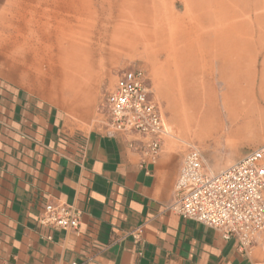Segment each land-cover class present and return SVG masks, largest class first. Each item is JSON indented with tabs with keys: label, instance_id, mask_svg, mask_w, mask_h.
<instances>
[{
	"label": "crops",
	"instance_id": "0c3cea01",
	"mask_svg": "<svg viewBox=\"0 0 264 264\" xmlns=\"http://www.w3.org/2000/svg\"><path fill=\"white\" fill-rule=\"evenodd\" d=\"M258 1L0 0V264H264V231L244 253L170 209L179 146L166 138L153 162L129 146L137 137L102 135L97 113L84 110L80 97L95 82L89 73L115 65L112 50L130 48L151 50L161 100L183 98V69L191 65L202 84L213 79L221 88L222 100L219 68L227 57L208 37L245 23L256 37L264 16ZM255 67L251 104L264 112V48ZM221 132L211 139L229 153L203 149L212 165L264 146V137L251 145ZM56 202L81 213L78 231L38 224Z\"/></svg>",
	"mask_w": 264,
	"mask_h": 264
},
{
	"label": "built area",
	"instance_id": "2783aa9c",
	"mask_svg": "<svg viewBox=\"0 0 264 264\" xmlns=\"http://www.w3.org/2000/svg\"><path fill=\"white\" fill-rule=\"evenodd\" d=\"M96 123L106 137H137L139 140L128 141L129 146L138 148L153 162L169 135L142 69L117 74ZM170 209L184 219L214 229L226 240H235L241 252H249L255 238L264 231V146L219 173H212L201 151L189 145L175 181ZM80 219L81 213L73 205L47 203L38 224L49 231L76 232Z\"/></svg>",
	"mask_w": 264,
	"mask_h": 264
},
{
	"label": "rangeland",
	"instance_id": "374dc122",
	"mask_svg": "<svg viewBox=\"0 0 264 264\" xmlns=\"http://www.w3.org/2000/svg\"><path fill=\"white\" fill-rule=\"evenodd\" d=\"M261 2L259 0L257 3ZM256 26L258 28L256 37L251 36V26L248 23L236 24L218 37H208V45L225 48L227 62L219 68V77L225 80L222 100L219 98L221 88L218 90L213 79L202 84L197 74L198 67L195 65L183 69L186 70V75L183 77V98H172L169 102L161 100L156 89L159 68L152 66L151 50L134 51L129 48L127 52L111 51L115 65L103 66L94 69L92 73H87L88 78L95 82L88 84L87 90L80 91L83 109L98 113L106 95L116 84L117 74L124 70L142 69L147 75L152 96L163 113L169 133L166 138L180 147L184 157L189 145L196 146L203 154L209 170L212 173H219L237 161L230 165H212L203 149L208 147V154L219 153L222 157L229 153V148L224 147L222 142L217 148L211 138L223 130L222 137L225 134L238 141H248L251 145H256L264 137V112L259 111L257 104L256 106L251 104L249 89L250 77L255 73L258 51L264 48V16H259ZM237 32L247 35L240 39ZM130 46L133 49L136 45L129 43ZM120 57L127 62L117 64L115 60ZM234 78H240L245 82L242 83L238 79L232 81ZM246 82H248L247 87L244 85L247 84ZM32 86L39 89V85ZM184 104L187 113L184 112ZM259 146L261 145L247 150L242 157Z\"/></svg>",
	"mask_w": 264,
	"mask_h": 264
}]
</instances>
